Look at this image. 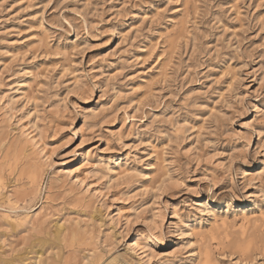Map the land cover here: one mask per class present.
I'll return each instance as SVG.
<instances>
[{"label":"rangeland","instance_id":"1","mask_svg":"<svg viewBox=\"0 0 264 264\" xmlns=\"http://www.w3.org/2000/svg\"><path fill=\"white\" fill-rule=\"evenodd\" d=\"M0 183V264H264V0H0Z\"/></svg>","mask_w":264,"mask_h":264},{"label":"bare ground","instance_id":"2","mask_svg":"<svg viewBox=\"0 0 264 264\" xmlns=\"http://www.w3.org/2000/svg\"><path fill=\"white\" fill-rule=\"evenodd\" d=\"M32 147H33V146H32ZM73 171H74V170H73ZM73 171H72V172H73ZM72 172H69V173L72 174ZM69 176H70V175H69ZM0 186H1V183H0ZM261 216H263V215H261ZM254 220H255V222H256V220H258V219L256 218V219H254ZM244 221H246V220L243 219V222H244ZM243 222H242V223H243ZM247 222H250V221L247 220L244 224L246 225ZM249 224H250V223H249ZM221 225L224 226V223H222ZM242 225H243V224H242ZM225 227H226V225H225ZM61 229H62V225H56V234H57V235L60 233ZM223 229H224V227H223ZM244 230H245V229H244ZM213 233H214V232H213ZM206 259H207V258H206ZM208 262H209V261H208Z\"/></svg>","mask_w":264,"mask_h":264}]
</instances>
